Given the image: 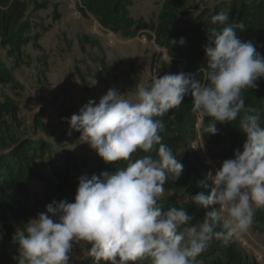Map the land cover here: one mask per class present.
I'll return each mask as SVG.
<instances>
[{
	"label": "clouds",
	"instance_id": "clouds-1",
	"mask_svg": "<svg viewBox=\"0 0 264 264\" xmlns=\"http://www.w3.org/2000/svg\"><path fill=\"white\" fill-rule=\"evenodd\" d=\"M210 23L216 27L207 30L206 66L198 70L199 78L155 74L149 86L129 92L132 98L110 88L98 103L90 99L67 118L105 163L125 166L80 176L73 202L52 200L23 224L12 238L18 264H73L88 257L94 264H202L198 258L214 241L227 245L251 230L256 212L264 210V110L247 106L244 93L264 78V56L253 41L240 39L245 25L229 23L227 12L211 16ZM189 94L193 112L206 119L204 132L215 135L218 123L237 121L245 137L232 158L198 182L207 187L211 180L210 193L188 197L198 207L214 206L195 222L185 207L164 211L160 203L165 183L183 172L162 142V117ZM138 152L145 155L134 158ZM81 242L86 255L74 257Z\"/></svg>",
	"mask_w": 264,
	"mask_h": 264
},
{
	"label": "trees",
	"instance_id": "trees-1",
	"mask_svg": "<svg viewBox=\"0 0 264 264\" xmlns=\"http://www.w3.org/2000/svg\"><path fill=\"white\" fill-rule=\"evenodd\" d=\"M77 1L85 16L89 18L91 14L106 29L125 38H135L139 34L154 38L167 55L166 59L156 53L152 59L153 65L159 62V77L185 72L199 78L198 70L206 66L203 47L207 43V30L216 27L210 23V17L220 11L228 13L229 23L245 25L244 31L239 33L240 39L253 41L257 51L264 56V0L220 1L212 8H203L195 13L185 8L186 0H162L157 3L158 9L148 17L131 15L133 0ZM32 5L35 11L47 8L37 0H32V3L30 0H0V46L6 49L13 61V67H10L0 56V86H10L16 92L23 86L15 75L14 64L24 60L30 44L36 50H44L41 34L48 31L47 27L32 18ZM54 17L60 19L62 15L55 10ZM181 37L185 41L183 45L170 44L169 41L178 42ZM84 40L96 42L97 37L87 35L83 37ZM135 70V65H131L130 72L134 73ZM151 80L145 86H149ZM257 85L256 89L244 93V99L247 106L264 110V78L258 80ZM192 107L189 94L178 108L171 109L162 117L165 125L160 133L162 142L172 149L183 164V172L175 180V196L162 198L160 203L164 211L171 207H185L195 222L202 220L205 212L214 206L204 209L188 201L189 196L199 192L207 196L213 186L211 180H207V187H198V182L205 180L212 171L194 149V143L201 137L212 156L220 159V167L222 161L233 157L235 149L241 148L245 137L238 130L237 121L232 124L218 123L217 134L208 135L203 131L206 119L193 112ZM40 129L49 134L47 125L38 119H35L33 129L29 131L20 117L19 101L7 93L3 95L0 103V264H18L15 259L18 256L17 248L12 242L15 232L30 218L45 211V205L52 200L66 199L72 202L80 176L91 178L93 174L99 175L104 171L112 173L116 168L125 166L123 161L105 163L101 158H80L68 149L56 154L52 143L39 135ZM151 154L155 155V149ZM143 155L145 153L138 152L134 158ZM34 179L45 186L42 197L30 193V182ZM254 223L258 230L264 232V210L256 212ZM198 259L202 264H260L237 243L235 235L227 245L219 240L214 241ZM86 263L94 264L93 259Z\"/></svg>",
	"mask_w": 264,
	"mask_h": 264
},
{
	"label": "rangeland",
	"instance_id": "rangeland-1",
	"mask_svg": "<svg viewBox=\"0 0 264 264\" xmlns=\"http://www.w3.org/2000/svg\"><path fill=\"white\" fill-rule=\"evenodd\" d=\"M37 1L47 7L35 11L34 6H31L32 18L48 28L46 33L40 30L44 50H36L31 44L27 46L24 60L14 64L13 68L23 88L16 92L10 86H0V103L5 93L17 99L20 117L29 131L33 129L35 119L46 124L49 134L40 129L39 135L52 143L56 154L68 149L80 158H100L87 143L77 137V132L69 130L67 118L77 113L90 99L98 103L99 98L110 88L132 98L129 92L137 85L145 86L160 72L159 62L152 64L154 54L160 53L167 59L166 52L147 34L125 38L103 28L91 14L88 18L80 11L77 0ZM133 1L131 15L148 17L153 10L158 9L157 3L162 0ZM220 1L229 0H186L185 8L195 13L203 8H212ZM55 10L62 15L60 19L54 17ZM87 35L96 36V42L83 41ZM0 56L8 66L13 67L12 59L1 46ZM133 64L136 70L131 73L130 67ZM194 149L213 173L219 168L220 159L212 156L201 137L194 143ZM36 161L39 163V160ZM30 183V193L42 197L44 184L37 179ZM174 186L175 181L170 177L164 185L166 191L163 198L175 196ZM235 236L237 243L248 255L264 264V232L258 230L255 223L247 233ZM84 255L83 242L74 246V257L82 258ZM92 259H74L73 264H87Z\"/></svg>",
	"mask_w": 264,
	"mask_h": 264
},
{
	"label": "built area",
	"instance_id": "built-area-1",
	"mask_svg": "<svg viewBox=\"0 0 264 264\" xmlns=\"http://www.w3.org/2000/svg\"><path fill=\"white\" fill-rule=\"evenodd\" d=\"M104 28V27H103ZM106 29V28H105ZM77 137L80 139V133L79 132H77ZM80 140H82V139H80Z\"/></svg>",
	"mask_w": 264,
	"mask_h": 264
}]
</instances>
